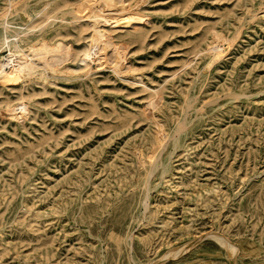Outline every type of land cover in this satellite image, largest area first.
I'll list each match as a JSON object with an SVG mask.
<instances>
[{"label":"rangeland","instance_id":"obj_1","mask_svg":"<svg viewBox=\"0 0 264 264\" xmlns=\"http://www.w3.org/2000/svg\"><path fill=\"white\" fill-rule=\"evenodd\" d=\"M11 2L30 41L69 51L0 80V264H264V0H117L128 74L87 76L66 71L78 0Z\"/></svg>","mask_w":264,"mask_h":264},{"label":"bare ground","instance_id":"obj_2","mask_svg":"<svg viewBox=\"0 0 264 264\" xmlns=\"http://www.w3.org/2000/svg\"><path fill=\"white\" fill-rule=\"evenodd\" d=\"M12 3L10 0V6ZM9 9L6 8L0 14V80L18 85L22 79L40 71L43 72L40 74L43 80L49 72L57 73L68 48L61 42L48 44L42 39L30 41L27 38L31 34L30 30L10 21ZM70 14L77 20L85 18L89 23L85 30L89 32L83 45L73 51L76 67H66V71L75 76H87L110 67L116 74H128L123 58L118 53L110 52L108 44L115 29L125 27L131 22L127 12L117 7V0H78L76 9ZM228 43V39L221 35L213 36L206 49L213 62L222 57ZM2 48H7L9 53L1 56ZM7 112L11 116L21 117L30 113L25 103L16 107L9 106Z\"/></svg>","mask_w":264,"mask_h":264}]
</instances>
